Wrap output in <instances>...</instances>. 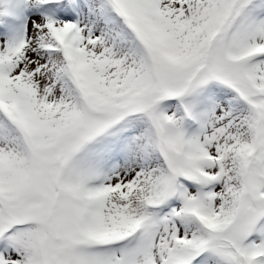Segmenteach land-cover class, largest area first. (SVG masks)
Returning <instances> with one entry per match:
<instances>
[{
  "label": "snow or ice",
  "instance_id": "obj_1",
  "mask_svg": "<svg viewBox=\"0 0 264 264\" xmlns=\"http://www.w3.org/2000/svg\"><path fill=\"white\" fill-rule=\"evenodd\" d=\"M0 264H264V0H0Z\"/></svg>",
  "mask_w": 264,
  "mask_h": 264
}]
</instances>
